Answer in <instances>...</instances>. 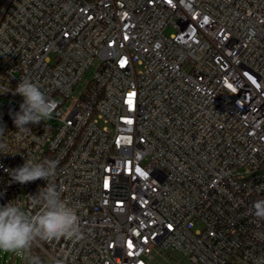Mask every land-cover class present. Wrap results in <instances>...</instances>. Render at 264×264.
Returning a JSON list of instances; mask_svg holds the SVG:
<instances>
[{
	"label": "built area",
	"instance_id": "1",
	"mask_svg": "<svg viewBox=\"0 0 264 264\" xmlns=\"http://www.w3.org/2000/svg\"><path fill=\"white\" fill-rule=\"evenodd\" d=\"M22 77L56 104L23 132ZM0 127V204L78 216L29 264H264V0H0Z\"/></svg>",
	"mask_w": 264,
	"mask_h": 264
},
{
	"label": "clouds",
	"instance_id": "2",
	"mask_svg": "<svg viewBox=\"0 0 264 264\" xmlns=\"http://www.w3.org/2000/svg\"><path fill=\"white\" fill-rule=\"evenodd\" d=\"M15 93L23 97L20 111L13 116L16 128L30 131L28 124H39L50 119L56 109L53 100L45 96L40 87L29 78L22 77ZM4 129L0 127V135ZM57 162L46 160L41 163L26 161L14 170L13 179L21 184L38 179L48 180L56 175ZM37 196H29L32 207L42 204V209L26 214L17 205L9 202L0 206V251L17 252L31 247L37 240H59L61 237L81 239L78 216L73 207L61 200L60 192L53 185H46ZM255 217L264 220V200L253 205Z\"/></svg>",
	"mask_w": 264,
	"mask_h": 264
},
{
	"label": "rangeland",
	"instance_id": "3",
	"mask_svg": "<svg viewBox=\"0 0 264 264\" xmlns=\"http://www.w3.org/2000/svg\"><path fill=\"white\" fill-rule=\"evenodd\" d=\"M95 67H92L89 71L86 72V74L83 77V81L81 85L75 90L73 96L75 98L79 97L81 93L84 91L85 85L92 79L94 73H95ZM71 101L67 103V105L70 104ZM0 206H4L3 204H0ZM34 248H28L26 250H21L17 252H5L0 251V264H29L30 261V254L31 251ZM182 264H190L187 260H183Z\"/></svg>",
	"mask_w": 264,
	"mask_h": 264
},
{
	"label": "snow or ice",
	"instance_id": "4",
	"mask_svg": "<svg viewBox=\"0 0 264 264\" xmlns=\"http://www.w3.org/2000/svg\"><path fill=\"white\" fill-rule=\"evenodd\" d=\"M137 171H139V169H138ZM130 246H131V245H130Z\"/></svg>",
	"mask_w": 264,
	"mask_h": 264
},
{
	"label": "trees",
	"instance_id": "5",
	"mask_svg": "<svg viewBox=\"0 0 264 264\" xmlns=\"http://www.w3.org/2000/svg\"><path fill=\"white\" fill-rule=\"evenodd\" d=\"M33 248V247H32Z\"/></svg>",
	"mask_w": 264,
	"mask_h": 264
}]
</instances>
